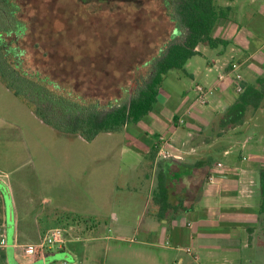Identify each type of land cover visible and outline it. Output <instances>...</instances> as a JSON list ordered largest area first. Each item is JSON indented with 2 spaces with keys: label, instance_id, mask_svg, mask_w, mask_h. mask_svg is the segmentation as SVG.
Listing matches in <instances>:
<instances>
[{
  "label": "crops",
  "instance_id": "1",
  "mask_svg": "<svg viewBox=\"0 0 264 264\" xmlns=\"http://www.w3.org/2000/svg\"><path fill=\"white\" fill-rule=\"evenodd\" d=\"M217 2L231 9L229 19L222 20L226 24L234 19H247L249 24L256 18H264V0H251L249 4H236L233 0ZM252 26L260 27L257 32H264V22ZM214 39L226 41V45L211 49L214 53L212 58L206 59L203 69L200 66L202 62L191 61L196 56L205 57L204 51L208 47L198 46V54L188 60L185 72H180L183 76H198L201 85H211L216 82L219 73L234 62L220 59L229 52V41L221 37ZM217 63L222 64L218 67ZM216 69L218 72H215ZM174 78L182 82L179 75H174ZM259 80L262 81V77L257 75L243 78V90L246 86L255 87ZM161 91L158 92L157 102L163 107L156 116L146 121L148 124L142 120L126 125L118 133L122 137L118 139L120 154L118 162L114 161L118 170L115 175L107 177V165H101L107 161V153L93 157L61 156L57 162H61L65 169L59 177H65V180L55 179L46 193L37 175L26 172L15 174L16 168L12 163L18 161L20 165L28 166L31 157L27 145L12 132L10 106H5V92H11L0 82V264H107L112 237L101 234L83 238L84 233L88 235L91 229H97L98 223L77 224V219L90 220V217L98 215L88 212L91 195H100L101 185L115 189L114 177L117 173L118 191L137 190L143 181L149 182L148 194L155 196L154 212L150 218H142L146 220L145 229L141 242L136 244L163 249L173 257L171 264H234L229 258L240 252L236 242H243V249L253 247L255 237L264 234V217H261L264 214H260L258 208V174L259 169L264 168V123L256 122V117L242 126L219 130L215 123L217 116L240 95L235 93V87L227 83L220 84L208 98L209 108H195L193 104H188L182 112L177 111L187 102L188 91L192 92L193 98L196 97L194 87L183 84L178 94L164 91L166 94L162 95ZM166 105L170 111L164 108ZM263 108L264 102L258 112H262ZM22 113H26L25 109ZM28 114L31 120L45 125L32 111ZM165 115L167 123L171 121L167 135L156 132L164 128L160 117ZM130 125L136 130L130 129ZM246 129L251 130V135L242 137L239 133ZM161 138L164 144L160 143ZM78 139L87 145L99 140L98 135L91 142L80 136ZM157 144L158 152L163 146L169 153L168 157H162L157 152L154 159L151 158ZM244 149L249 154H244ZM213 150L216 153L212 155ZM90 163L97 168L94 172L98 175V183H92L90 179ZM101 171H104L103 174ZM105 193L104 188L102 194ZM100 198L104 200L105 196ZM48 209L52 214H47ZM128 209L129 205L123 203L121 210ZM122 213L118 219L113 216L114 223L125 220ZM46 215L50 221L40 224ZM136 215L140 219L139 214ZM53 228L64 229L65 244L40 252L38 246L42 238ZM76 243L82 244L80 253L72 247ZM67 245H71L69 250ZM130 255L143 264H156L142 249L137 248Z\"/></svg>",
  "mask_w": 264,
  "mask_h": 264
},
{
  "label": "rangeland",
  "instance_id": "2",
  "mask_svg": "<svg viewBox=\"0 0 264 264\" xmlns=\"http://www.w3.org/2000/svg\"><path fill=\"white\" fill-rule=\"evenodd\" d=\"M221 1L224 3L227 0ZM250 1L233 0L236 4H249ZM15 2L22 8L23 14L20 19L26 22L28 28L27 38L19 43L22 48L26 49L25 57L28 63L33 67L35 65L41 73L52 76L64 85H78V90L97 97L102 104L117 97L119 87L130 84L131 70L154 57L168 41L171 31V24L164 14L163 0H15ZM234 20H229L227 24L219 21L212 30L211 37L226 38L229 41L228 50H230L220 59L239 63L242 78L250 79L251 76L256 77V75L262 77L261 86L259 85L258 88L262 92L264 102V32H257L260 27L252 26V24L264 22V18H256L253 23L249 24L246 23L247 19ZM204 53L205 57L196 56L191 60L202 62L200 64L202 69L206 59L212 58L214 52L205 48ZM217 64L219 67L222 63ZM215 72H218V69ZM176 74L181 77L182 82L175 80L174 75ZM223 83L230 84L231 87L236 86L231 76L225 78ZM183 84L193 86L195 89V86L201 85L202 81L198 76L186 78L179 71H170L165 76L160 90H162V95H165V92L178 94ZM194 102L192 92L188 91L187 102L185 101L177 112L180 110L182 112L186 105H192ZM7 104L10 106L9 118L13 125L12 132L27 145L26 148L31 157V163L28 166L20 165L18 161L12 163L16 168L15 174L26 172L37 175L46 193L55 179L65 180V177H59L65 169L61 162H57L58 157L61 156L74 154L93 157L107 153V161L101 164L102 166L107 165V177L109 174L115 175L118 171L117 166L114 167V161L118 162L120 154L118 147V139L122 137L120 134H100L98 135L99 140L93 145L82 144L78 136L58 133L31 120L28 113L32 110L21 99L13 97L12 93L5 92V106ZM162 107L157 102L143 120L144 123L156 116ZM197 107L209 108V104L202 106L196 104L195 108ZM164 108L171 110L167 105ZM24 109L25 114L22 113ZM19 111L21 114H18ZM260 112L257 110L249 115L245 123H250L256 117V122L264 123V108L261 114ZM165 117L166 115L160 117L164 128L155 130L157 133L167 135L170 132L168 128L171 127V121L167 123ZM130 126V129L136 130L134 126ZM244 132H247L245 136L251 135L249 129ZM150 139H152L151 136H149V141ZM243 153L249 154L245 149ZM93 164L90 163L92 165L90 179L92 183L94 181L98 183V175L94 172L97 168ZM103 172L101 171V174ZM114 182L116 183L115 189L101 185V194L91 195L92 202L88 212L98 215H92L94 216L90 217L92 220L79 219L82 223L84 221L96 222L98 226L97 229H91L88 235L84 233L83 238L101 234L112 237L107 264H143L135 256L130 255L137 248L146 251L152 260L156 261V264H171L173 257L163 249L142 247L136 244L141 242L145 229L146 220L142 218H150L154 212L155 196L148 194L149 182L143 181L137 190L121 189L122 191H118L117 188L118 173L114 177ZM104 188L106 193L102 194ZM99 196H105V199H99ZM123 203L129 205L128 210H121ZM121 213L125 220L119 224L118 221L117 224L114 223L113 216L118 219ZM47 214H52V211L48 209ZM136 214H139L140 219ZM48 221L50 220L46 215L41 219L40 224L43 225ZM255 239L251 249H243L244 243L236 242L235 246L239 247L240 252L230 257L229 260L234 261V264L245 261V264H263L264 234L256 236ZM69 247L71 245L66 246L67 250ZM72 247L78 253L82 250V244L76 243Z\"/></svg>",
  "mask_w": 264,
  "mask_h": 264
},
{
  "label": "trees",
  "instance_id": "3",
  "mask_svg": "<svg viewBox=\"0 0 264 264\" xmlns=\"http://www.w3.org/2000/svg\"><path fill=\"white\" fill-rule=\"evenodd\" d=\"M217 1L163 0L164 14L171 24L168 41L154 57L131 70L130 84L119 87L117 97L102 104L97 97L78 90V85H64L28 63L26 49L19 44L28 36L27 24L20 19L22 8L15 0H0V82L58 133L80 136L87 142L101 133H120L126 125L146 118L157 103L165 76L170 71L184 73L188 60L198 54V46L215 49L226 45V41L211 37L215 25L228 20L231 12ZM261 83L259 80L255 87L246 86L217 116L219 130L242 126L257 112L263 102L258 88ZM246 133L239 134L244 137ZM157 148L158 144L151 152L152 159ZM215 153L213 150L212 155ZM258 197L259 212L264 214V168L259 169ZM77 222L82 223L80 219Z\"/></svg>",
  "mask_w": 264,
  "mask_h": 264
},
{
  "label": "built area",
  "instance_id": "4",
  "mask_svg": "<svg viewBox=\"0 0 264 264\" xmlns=\"http://www.w3.org/2000/svg\"><path fill=\"white\" fill-rule=\"evenodd\" d=\"M228 76L232 77V80L234 82H236V86H235V93L236 94H240L243 91V78L240 72V64L237 62H231L228 66L227 69L225 71H223L222 73H219L216 82L214 84L211 85H196L195 86V92H196V97H195V102L192 106H196V104L198 105H205L208 102V98L210 96H212L215 91L218 89V87L220 86V84L223 83L224 79L227 78ZM182 122V120H180V123ZM160 143L164 144L165 141L163 138L160 139ZM159 155H161L162 157H168L169 153H167L164 150V147L161 146L158 152ZM217 166H220V164H218ZM65 244V232L64 229L62 228H53L50 229L49 231H47L44 235V237L42 238L38 248L40 250V252H43L45 249L48 248H53V247H62ZM187 252H189L187 250Z\"/></svg>",
  "mask_w": 264,
  "mask_h": 264
}]
</instances>
